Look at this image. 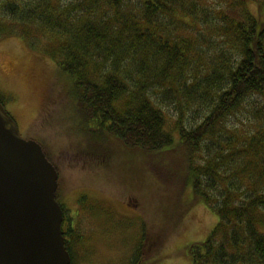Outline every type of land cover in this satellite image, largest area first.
<instances>
[{
	"label": "trees",
	"instance_id": "trees-1",
	"mask_svg": "<svg viewBox=\"0 0 264 264\" xmlns=\"http://www.w3.org/2000/svg\"><path fill=\"white\" fill-rule=\"evenodd\" d=\"M215 3L0 0V10L56 42L90 133L151 155L167 183L186 174L215 210L209 237L189 246L194 264H264V0Z\"/></svg>",
	"mask_w": 264,
	"mask_h": 264
},
{
	"label": "rangeland",
	"instance_id": "rangeland-1",
	"mask_svg": "<svg viewBox=\"0 0 264 264\" xmlns=\"http://www.w3.org/2000/svg\"><path fill=\"white\" fill-rule=\"evenodd\" d=\"M4 13L0 96L22 136L38 141L57 166L58 201L76 228L74 262L132 264L143 255V264H194L189 246L209 237L219 222L215 210L183 185L186 174L167 183L151 155L90 133L51 54L56 42L34 27L26 35L27 26Z\"/></svg>",
	"mask_w": 264,
	"mask_h": 264
},
{
	"label": "water",
	"instance_id": "water-1",
	"mask_svg": "<svg viewBox=\"0 0 264 264\" xmlns=\"http://www.w3.org/2000/svg\"><path fill=\"white\" fill-rule=\"evenodd\" d=\"M59 174L0 100V264H70Z\"/></svg>",
	"mask_w": 264,
	"mask_h": 264
},
{
	"label": "flooded vegetation",
	"instance_id": "flooded-vegetation-1",
	"mask_svg": "<svg viewBox=\"0 0 264 264\" xmlns=\"http://www.w3.org/2000/svg\"><path fill=\"white\" fill-rule=\"evenodd\" d=\"M6 107V106H5ZM65 213H64V221L62 223V228H63V231H64V235H65V238H66V243L69 242L70 243V246H71V249H73V246H72V239L73 238V233L74 231L76 230V228H73L71 226V222L68 218L65 217ZM70 252V251H69ZM71 254V253H70ZM72 257V256H71ZM144 259V256L143 255H140L139 258L137 257V259H135V261L133 260V263L132 264H143L144 261H142ZM73 257H72V262L71 264H73ZM74 264H76L74 262Z\"/></svg>",
	"mask_w": 264,
	"mask_h": 264
},
{
	"label": "bare ground",
	"instance_id": "bare-ground-1",
	"mask_svg": "<svg viewBox=\"0 0 264 264\" xmlns=\"http://www.w3.org/2000/svg\"><path fill=\"white\" fill-rule=\"evenodd\" d=\"M0 100H1V102L3 103V105L5 106V104H4V102H3V99H2V97L0 96Z\"/></svg>",
	"mask_w": 264,
	"mask_h": 264
}]
</instances>
